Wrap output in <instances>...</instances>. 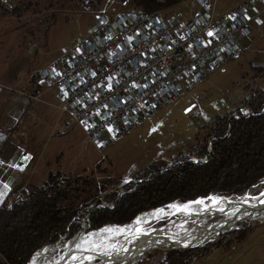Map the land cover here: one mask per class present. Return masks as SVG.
<instances>
[{
	"label": "built area",
	"instance_id": "obj_1",
	"mask_svg": "<svg viewBox=\"0 0 264 264\" xmlns=\"http://www.w3.org/2000/svg\"><path fill=\"white\" fill-rule=\"evenodd\" d=\"M192 3L186 11L175 7L145 11L124 0L117 10L99 12L83 35L37 73L36 84L42 92L52 90L59 99L57 109L70 117L56 128L64 131L76 124L102 151L239 56L241 38L254 33L264 12V0H241L221 12L217 0ZM233 15L235 20L230 19ZM209 31L216 35L209 37ZM26 95L41 101L39 93ZM251 114L240 107L232 116ZM203 158L192 161L205 162L207 157ZM0 161L8 173L33 170L23 161L10 164L2 157ZM14 184L6 197L8 209L26 194L25 189L18 195Z\"/></svg>",
	"mask_w": 264,
	"mask_h": 264
},
{
	"label": "rangeland",
	"instance_id": "obj_2",
	"mask_svg": "<svg viewBox=\"0 0 264 264\" xmlns=\"http://www.w3.org/2000/svg\"><path fill=\"white\" fill-rule=\"evenodd\" d=\"M123 1L8 0L6 4L0 2V45L4 43L5 47L12 49L18 41L19 44L25 43V46L33 51V59L29 67L35 69L34 72L37 71L35 74L37 75L42 67L48 66L52 56L53 59L64 46L72 44L76 36L85 33L86 28L99 12L117 10L123 6ZM127 1L132 4V0ZM232 2L233 0H218L217 11L221 12ZM191 5H193L192 0H182L175 8L186 11ZM262 22H264V15ZM255 33L257 34L252 37L251 41L249 38L240 40L241 44L245 41L247 47L244 48L242 44L239 56L208 74L188 93L163 106L146 122L133 128L122 139L102 151H98L90 143L78 125H72L73 127L62 142L68 144L72 142V147L63 146L61 154L73 157L74 168L70 171L71 173L64 174L85 177L90 180L89 184L92 185L96 181L95 189L91 190V193L93 196L103 197L105 194L113 192L120 195L125 191L124 189L140 182L143 178H136L135 175L150 165L160 168H163L164 165L172 166L176 163L174 159L184 155L187 157L186 160L192 161V157H194L193 159L197 161L198 158L191 156L193 155L191 151L194 150L193 147L196 144L202 141L205 123L217 115L229 114L232 116L235 111L239 113L242 100L261 81V75L264 73V23H257ZM17 35H20V39L16 38ZM247 109L249 108L247 107ZM37 137L40 140L42 138L40 135ZM213 137L209 136L208 140ZM45 139L46 137L43 138V141ZM41 146H45V143L43 145L42 142ZM210 146L211 144L208 142L206 157ZM47 149L52 151L50 143ZM199 159L202 161L204 158L200 157ZM263 185L264 177L249 187V191L257 192L259 188L264 187ZM84 197L85 195L75 203H80ZM194 204H187L188 209ZM100 205L103 208L112 207V203L107 201L96 203L93 207ZM172 205L183 206L181 204ZM172 205L169 206V210L160 211L162 209H157L155 214L154 212L140 214L137 217L139 221L137 224L149 228L164 224L165 219L175 212H181L171 207ZM85 215L80 217V225L85 219ZM249 217L250 215L246 216V219ZM86 223L88 224L87 229L92 230L89 229L90 217ZM188 225L189 223L185 224V226ZM249 225H251V232L264 230L263 220L241 222L234 228L223 232L215 242L206 245L211 246L218 243L226 233L225 238H231L230 232ZM64 240L66 239L62 236L57 242ZM250 241L242 240L236 246H231L229 250H226L224 245L218 246L217 244L207 254L196 252L194 255L192 254V264H258L257 259L261 257L264 250L259 245L249 244ZM53 244L55 245L56 242L45 244L39 248L34 254L35 257L37 256L39 260L44 259L45 257L38 254L45 248L50 250ZM206 245L199 248H205ZM148 253L133 264H153L164 259L167 254L159 250Z\"/></svg>",
	"mask_w": 264,
	"mask_h": 264
},
{
	"label": "trees",
	"instance_id": "obj_3",
	"mask_svg": "<svg viewBox=\"0 0 264 264\" xmlns=\"http://www.w3.org/2000/svg\"><path fill=\"white\" fill-rule=\"evenodd\" d=\"M181 1L132 0V5L151 11L176 7ZM242 106L253 114L217 115L205 123L204 137L191 151V156L204 157L209 142L205 162L195 163L184 155L174 159L176 163L172 166L150 165L135 175L143 179L120 195L113 192L103 197L93 196L91 190L95 189L96 181L92 185L85 177H73L61 171L48 173L39 184L29 183L26 194L14 202L12 209L6 205L0 208V264H27L45 244L88 231L86 219L81 225L79 221L88 211L89 229H97L104 224L129 222L139 212L175 200L185 202L209 195L238 194L251 187L264 177V73L260 83L242 100ZM209 136L214 138L208 140ZM84 195L80 203H75ZM101 201L112 203V207H93ZM249 232L251 225L243 226L230 232L231 238H225L226 233L218 243L205 248L169 251L164 259L153 264H192V254H207L217 244L229 250Z\"/></svg>",
	"mask_w": 264,
	"mask_h": 264
},
{
	"label": "crops",
	"instance_id": "obj_4",
	"mask_svg": "<svg viewBox=\"0 0 264 264\" xmlns=\"http://www.w3.org/2000/svg\"><path fill=\"white\" fill-rule=\"evenodd\" d=\"M239 1L241 0H233L232 4L223 8L222 11ZM263 15L264 12L261 21H263ZM253 32L250 36L242 37L241 40L249 38L251 41L257 34L255 29ZM16 38L20 39V35ZM242 44L244 48L247 47L245 41ZM25 45V43L19 44V41L12 49L5 47L4 43L0 45V157L10 164L26 162L33 170L19 175L18 172H6V169L0 165V193H2L0 208L6 205V197L10 191L9 185L14 181L12 189L18 195H22L29 183L39 184L48 173L52 171L71 173L70 171L74 168L73 157L61 154L63 146L72 147V142L69 144L62 142L73 126L64 131L55 126L68 122L70 117L66 113L61 114L57 109L56 104L59 99L52 90L42 92V86L39 87L36 84L37 71L34 72L35 69L29 67L33 59V51ZM52 57L49 60L50 63L54 59ZM37 93L40 94L41 101L32 100L26 95ZM38 135L42 137L41 140L37 137ZM44 137H46L45 141H43ZM42 142L43 145L45 143L46 148L41 146ZM49 143L52 145V151L47 149ZM25 156L30 159L24 160ZM5 184L8 188H4ZM244 240H249V244L259 245L264 250V230H253ZM257 261L258 264H264V252Z\"/></svg>",
	"mask_w": 264,
	"mask_h": 264
},
{
	"label": "bare ground",
	"instance_id": "obj_5",
	"mask_svg": "<svg viewBox=\"0 0 264 264\" xmlns=\"http://www.w3.org/2000/svg\"><path fill=\"white\" fill-rule=\"evenodd\" d=\"M261 192H264V187L259 188L257 192L246 191L238 197L229 198V200L223 197L212 196L211 198L218 200V203H213V200L210 198L201 199L205 197H201L197 200H187L184 203L175 200L172 201V203L166 204V206L139 212L131 221L126 222L124 226L119 225L125 223L119 225L104 224L97 229L88 230L86 232L81 231L64 241H56V244H53L50 250L45 248L38 254L45 257L44 259L39 260L37 256L35 257V252L28 264H129L130 261L136 259V255L143 253V249L147 252L159 250L164 253V250L173 243L185 245L191 242L201 241L217 231H220L232 217H236L240 220V223L248 220L251 221L259 215L256 214L257 212L253 210V207L260 208L264 206V204L259 202L260 200H264V196H260ZM253 197H256V199H253ZM198 200H203L204 203H192ZM172 204L194 205L187 211L175 212L165 219L164 224L167 225L169 230H157L151 233V230H147L149 227L137 224V217H139L140 214L145 212H154L155 214L157 209L169 210V206ZM221 209H223V211H221ZM249 215L250 217L246 219V216ZM180 217L183 221L179 219ZM187 223L190 225L185 226ZM234 226L235 225L231 224L229 228ZM108 228L113 229V231L110 233L102 231ZM176 228L178 230L183 229L186 231V234H179L176 231L174 233L169 232ZM119 229H123L124 231L120 232L118 231ZM137 229H140V231L138 232ZM88 234H92L91 243L84 245L82 249H77L75 245L79 243L82 238L87 237ZM93 244H99L101 247L93 250ZM111 245H115L116 247L112 248L110 247ZM105 246L108 247L105 248ZM125 249H127V251H125ZM104 251H107L108 254L100 255V253ZM72 256H76L77 259L73 260L71 258ZM88 256H93L95 258L89 261L86 259Z\"/></svg>",
	"mask_w": 264,
	"mask_h": 264
},
{
	"label": "water",
	"instance_id": "obj_6",
	"mask_svg": "<svg viewBox=\"0 0 264 264\" xmlns=\"http://www.w3.org/2000/svg\"><path fill=\"white\" fill-rule=\"evenodd\" d=\"M229 118H230V117H229ZM229 118H228V119H229ZM207 154H208V153H207ZM249 189H250V188H247V189L244 190L242 193H238V194H229V195H209V196H207V197H205V198L197 197L196 200H197V199H200V198H201V199H208V198H211L212 196L223 197L224 199L229 200V198H231V197H238V196L242 195V194L245 193L246 191H249ZM231 200H233V199H231ZM176 201H177V200H176ZM178 201H179V200H178ZM251 201H253V200H251ZM180 202H181V201H180ZM170 203H172V202H170ZM181 203H184V202H181ZM97 207H102V206L100 205V206H97ZM159 207H162V206H159ZM155 208H158V207H155ZM253 210L256 211V212H257L256 214H259V215H258L256 218L252 219L251 221H253V220H260V221L263 220V221H264V218H262V216H264V206H263V207H260V208L253 207ZM88 217H89V213L86 214L84 218L87 220ZM179 219H181V217H180ZM181 220L183 221V219H181ZM239 221H240V220H238L236 217H232V218H230V219L228 220V222L222 227V229H221L220 231H217L216 233H214V234H212V235H210V236L204 238V239L201 240V241H198V242H191V243L187 244V246L179 245V244H175V243H173L172 245H170L169 247H167L166 250H164V253H168L169 251H173V250H190V249H193V248L203 247L204 245H206V244H208V243H213V242H215L216 240H218V239L220 238V236H221V234H222L223 232L227 231L228 229H232V228H234L238 223H240ZM237 222H238V223H237ZM243 222H245V221H243ZM247 222H250V220H248ZM231 224H232V225H235V226L229 228V226H230ZM113 225H117V224H113ZM118 225H119V224H118ZM124 225H126V223L123 224V225H119V226H124ZM189 225H190V224H189ZM189 225H188V226H189ZM176 229H177V228H176ZM176 229H174V230H172V231H169V232H170V233H174V232L176 231V232H178L179 234H183V235L186 234V231H184L183 229H179V230H178V229L176 230ZM147 230H151V233H153V232H155V231H157V230H169V229L167 228V225L162 224V225H160V226L151 227V228H149V229H147ZM145 250H146V249H145ZM142 251H143V253L136 255V259L130 261L129 264H133V263L137 262L140 258H142L144 255L149 254L147 251H144V249H143ZM164 256H165V255H164Z\"/></svg>",
	"mask_w": 264,
	"mask_h": 264
},
{
	"label": "snow or ice",
	"instance_id": "obj_7",
	"mask_svg": "<svg viewBox=\"0 0 264 264\" xmlns=\"http://www.w3.org/2000/svg\"><path fill=\"white\" fill-rule=\"evenodd\" d=\"M230 19L235 20V19H236L235 15H233L232 17H230ZM257 22H258V23H264V22H262V21H257ZM207 35H208L209 37H214V36L216 35V33L213 32V31H209V32H207ZM108 38L110 39L111 37H108ZM128 39L131 40L132 37H129ZM208 43H211V41H209ZM55 71H56V70L53 69V72H55ZM57 75H59V73H57ZM109 79H111V78H109ZM108 87L111 88V84H109ZM62 91H63V90H62ZM109 131H111V128H109ZM23 159H24V160H28V159H30V157L25 156V157H23ZM3 163H4L3 161H0V164H3ZM11 166H12V167H19L18 165H11ZM20 170H23V169L20 168ZM4 188H8V185L5 184V185H4ZM0 195H2V193H0ZM260 196H264V192H261V193H260ZM210 199L213 200V203H218V200H216L215 198H210ZM253 199H256V197H253ZM259 202H260L261 204H264V200H260ZM192 203H195V204H203L204 201H203V200H198V201H193ZM171 207L176 208L178 211H187L189 206H188V205H183V206L172 205ZM160 211H163V210H160ZM221 211H223V209H221ZM237 211H238V209H237ZM137 223H139V221H137ZM102 231H104V232H109V233H110V232L113 231V229L108 228V229H103ZM118 231L123 232L124 230H123V229H119ZM137 231L139 232L140 229H137ZM91 236H92V234H88L87 237L82 238L81 241L75 245V247H76L77 249H82V248L84 247V245H87V244L91 243ZM184 246H187V244H185ZM100 247H101V245H99V244H93V250H95V249H97V248H100ZM107 247H108V246H105V248H107ZM110 247L115 248L116 246H115V245H111ZM85 250H87V249H85ZM46 251H47V250H46ZM125 251H127V249H125ZM107 254H108L107 251H104V252H101V253H100V255H107ZM71 258H72L73 260H76V259H77L76 256H72ZM94 258H95V257H93V256H88V257H86V259L89 260V261H91V260L94 259Z\"/></svg>",
	"mask_w": 264,
	"mask_h": 264
},
{
	"label": "flooded vegetation",
	"instance_id": "obj_8",
	"mask_svg": "<svg viewBox=\"0 0 264 264\" xmlns=\"http://www.w3.org/2000/svg\"><path fill=\"white\" fill-rule=\"evenodd\" d=\"M213 138H214V137H213ZM213 138H212V139H213ZM193 158H194V157H193ZM193 158H192V159H193ZM196 158H197V157H196ZM193 161H195V160L193 159Z\"/></svg>",
	"mask_w": 264,
	"mask_h": 264
}]
</instances>
